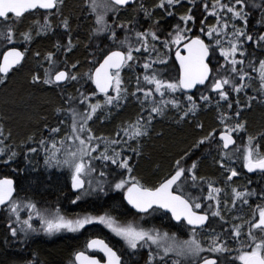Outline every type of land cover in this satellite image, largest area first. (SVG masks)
I'll return each mask as SVG.
<instances>
[{
    "label": "snow or ice",
    "instance_id": "snow-or-ice-1",
    "mask_svg": "<svg viewBox=\"0 0 264 264\" xmlns=\"http://www.w3.org/2000/svg\"><path fill=\"white\" fill-rule=\"evenodd\" d=\"M66 6V0H0V46L6 49L0 58V86L7 87L9 74L24 68L37 37L62 29L66 40L57 39L54 51L32 50L35 67L29 83L58 90L67 107L54 109L58 119L54 126L45 125L47 138L27 136L23 147L28 154L43 151L46 170H67L74 193L70 202L77 208L89 198L119 194L130 209L118 201L102 214L41 207L31 197H21L13 179H0V209L8 214L7 232L17 247L19 264H40L35 253L25 255L33 237L75 234L89 225L108 229L132 259L143 254V264H217L205 253H235L229 258L240 264H264V187L257 190L249 187L251 179L243 185L236 179L244 170L264 177V130L252 132L244 118L254 102L264 105V0H153L150 4L83 0L81 10L93 18L91 35L110 41L104 48L94 45L86 71L79 60L69 63L68 54L80 42L71 35ZM129 11L132 18L122 19L121 12ZM141 13L149 21L147 26L140 23ZM253 15L257 19L250 29ZM168 17H176L177 22L164 28L161 21ZM25 21L27 25L21 27ZM173 56V64L178 62L175 78L165 75ZM136 67L143 72L135 75L130 89L122 73ZM252 73L257 74L258 84L253 83L257 77ZM82 81L95 87L82 90ZM74 82L80 87L75 94L65 95ZM131 102L137 105L133 117L122 120L110 133L96 130L98 124L107 127L105 122ZM208 109L215 111L217 125L205 130L197 117ZM169 113L177 124L190 123L200 135L162 178L143 180L133 174L136 162L154 120ZM12 139V131L0 123V164L12 165L19 154L21 145ZM201 146H205L202 151H215L222 181L201 175L198 159L189 161ZM245 206L251 209L247 219ZM24 209L26 218L21 217ZM112 211L120 215L113 216ZM157 217L160 226L152 223ZM171 228L184 231L187 238ZM230 240L235 247H229ZM86 248L103 253L105 264H131L104 239H89ZM71 264H101V260L79 251Z\"/></svg>",
    "mask_w": 264,
    "mask_h": 264
},
{
    "label": "trees",
    "instance_id": "trees-1",
    "mask_svg": "<svg viewBox=\"0 0 264 264\" xmlns=\"http://www.w3.org/2000/svg\"><path fill=\"white\" fill-rule=\"evenodd\" d=\"M153 0H146L147 3ZM83 0H66V8L64 9L65 15L71 18V35L73 40H79V45L74 49L73 53L68 54L69 63L74 60L81 62V70L86 71L91 65L87 64V59L90 57L88 53L93 50L94 45L99 44L101 48L106 45H110V41L107 40L106 36L93 37L91 31L93 28V18L88 15L87 10L82 9ZM183 12L184 9H180ZM130 12V11H129ZM179 14V13H178ZM112 17L109 16V22ZM141 25L147 26L149 21L143 19V14H140ZM257 17L253 15L249 20V28L251 29L256 22ZM177 22L176 17H168L162 20L161 23L164 28H169ZM22 25L21 27L26 26ZM121 35L122 32L118 33ZM59 39L62 43L65 42L66 36L62 29H57L56 33L50 34L45 37L36 38L32 45L31 50L26 57L27 63L21 71H15L9 74V81L7 87L0 86V123L6 125L12 131L14 144H20L21 147L18 149V156L16 157L12 165L0 164V178L9 177L15 180L18 194L27 195L33 200L38 201V206H57L62 210L72 213L73 211H89L93 214L103 213L105 209H109L114 201H118L123 204L127 209V205L124 201L120 200L119 194L109 195L102 199L89 198L83 202L79 208L71 204V199L74 197V193L71 190L70 183L61 176H68L67 170L58 171L54 168L50 172L44 171L42 168V158L40 157L43 151L36 154H28L26 149L23 147V141L27 136L35 135L39 138L44 135L47 138V133L44 131L45 125L54 126L57 123V115L54 109L58 106H65V96L58 94V90L48 88L47 86L39 85L34 86L29 83L31 70L35 67L33 59H31L32 50H39L42 53L46 50H53V45L56 40ZM85 44L88 47H85ZM52 46V48H51ZM8 47H12L9 45ZM20 47H23L21 45ZM6 49L0 46V58ZM59 56V54H57ZM99 56L100 53L97 52ZM259 56L260 53H257ZM63 59V56H60ZM173 60H169V64L172 67L169 73L165 75H171L173 78L177 75L176 64H173ZM251 71V70H249ZM143 69L136 67L134 71L129 72L128 69L124 70L125 80L128 82L130 89L135 86V75L142 73ZM254 77H257L256 73H252ZM258 77L253 80L254 84H258ZM83 84L82 90L93 89L92 83L87 82ZM80 87V84L68 85L65 90V95L75 94V88ZM250 94L252 90L249 89ZM132 101V98H129ZM128 109L131 112L127 113L125 110ZM137 105L135 102L129 103V105L122 109L119 113H116L111 121H106L103 125H96V130L103 133H110L113 128L119 124L122 120L133 117L132 114L136 113ZM205 125V130L212 127H216V113L213 109H208L198 113L197 117ZM244 118L248 121V126L251 131L258 132L264 130V107H260V104L254 105L250 110H247L244 114ZM176 117L172 115L166 116L164 119L157 118L153 122V128L149 139H146L143 145V155H141L136 162L135 173L143 180L155 182L157 179L162 178L167 174L172 167L173 161L183 153L184 150L188 149L194 139L200 135L199 130L195 129L192 124L182 122L177 124L175 121ZM239 143V141H238ZM205 146H201V149H197L190 156L192 159L199 160L198 171L201 175L208 177L217 178L222 181L219 168L215 165L213 157L216 153L214 150L211 152L202 151ZM31 160V164L28 163V159ZM35 162V163H34ZM41 165V166H40ZM38 169L34 173L33 169ZM17 171H13V169ZM42 168V170H41ZM217 168V169H216ZM56 169V173L54 170ZM217 170V171H215ZM44 172V173H43ZM242 185L247 179H251L253 183L249 185L250 188L259 190L264 187V177H249L242 174L241 177L236 178ZM35 181V183H32ZM21 187L28 189V191H20ZM195 192V190H193ZM244 218L247 219L251 215V209L247 206L243 209ZM132 212V211H131ZM113 216H119V211H112ZM127 219L131 221L132 215L129 214ZM157 226H160V218H154ZM8 214L1 209L0 210V264H19L16 251L17 247L11 241V237L7 232ZM150 227L151 224H145ZM164 227L167 228L168 224L165 221ZM170 231L177 232L182 238H186V233L177 228H171ZM217 231H221L217 228ZM94 237H101L105 240L114 241L109 231L103 226L89 225L86 226L79 233H62L54 237H47L39 235L34 237L28 247L25 249V255L35 253L40 264H71L75 253L85 250L86 242ZM8 239L9 244L5 245L4 240ZM203 239H207L203 237ZM232 241H229V244ZM122 245V244H121ZM233 245V244H232ZM123 246V245H122ZM234 246V245H233ZM124 247V246H123ZM116 248V247H115ZM117 250V249H116ZM217 254L218 264H240L238 260L233 261L229 257L235 255V253ZM131 262H134L131 260ZM137 264H143V255Z\"/></svg>",
    "mask_w": 264,
    "mask_h": 264
},
{
    "label": "rangeland",
    "instance_id": "rangeland-1",
    "mask_svg": "<svg viewBox=\"0 0 264 264\" xmlns=\"http://www.w3.org/2000/svg\"><path fill=\"white\" fill-rule=\"evenodd\" d=\"M153 1H150L149 2V4L150 3H152ZM157 12H159V10H157ZM121 18L122 19H131L132 18V14H131V12H128V13H125V12H121ZM209 19H211V18H209ZM28 23V21H26V24ZM38 38V37H37ZM51 48H52V46H51ZM99 98V97H98ZM125 112H127V113H130L131 111L130 110H128V109H126L125 110ZM135 114L133 113L132 114V116H134ZM168 115H170V118L172 117V115H174L173 113H169ZM167 115V116H168ZM129 118H130V116H129ZM41 158H42V162H41V164H42V168H43V170L44 171H48V169L46 170L45 169V167H44V164H43V159H44V153H42V155L40 156ZM35 163V162H34ZM41 166V165H40ZM236 167H237V165H236ZM42 168H41V170H42ZM36 169H39V168H37L36 167ZM52 169H54V168H51V169H49L50 170V172L52 171ZM38 171V170H37ZM58 171H60V170H58ZM36 171H34V173H35ZM54 172L56 173V169L54 170ZM44 173V172H43ZM57 174V173H56ZM61 179L63 180L64 179V181H68L69 183H70V176L68 175V176H61ZM21 197H24L23 195H20ZM246 207V206H245ZM244 207V208H245ZM243 212H244V210H242ZM26 212H27V210L26 209H24V210H21V217L22 218H26ZM155 219H153V221L152 222H155L154 221ZM38 226V225H37ZM108 230V229H107ZM109 231V230H108ZM110 232V231H109ZM113 235V234H112ZM36 237V236H35ZM34 238V237H33ZM49 238H51V237H49ZM116 238V237H115ZM187 238V237H186ZM116 239H118L119 240V238H116ZM120 241V240H119ZM114 242V241H113ZM115 243V242H114ZM116 245H117V247L119 248V250H120V252H122L123 253V255L125 256V257H127L128 259H130V260H132V261H134V262H131V264H137V262L140 260V258L142 257V255L143 254H141L138 258H136V259H132L130 256H128V252H127V250L123 247V246H121V245H118L117 243H115ZM229 247H235V245L233 246L232 245V243H230L229 244ZM229 253H226L225 254V256L226 255H228ZM205 255H210L209 253H205Z\"/></svg>",
    "mask_w": 264,
    "mask_h": 264
},
{
    "label": "flooded vegetation",
    "instance_id": "flooded-vegetation-1",
    "mask_svg": "<svg viewBox=\"0 0 264 264\" xmlns=\"http://www.w3.org/2000/svg\"><path fill=\"white\" fill-rule=\"evenodd\" d=\"M254 105H257L255 102L253 103V106ZM260 107H262V105H260ZM263 107H264V105H263ZM252 132H254V131H252ZM192 160V158L191 157H189V161H191ZM237 168H238V170H239V168H240V162L238 161L237 162ZM135 169L136 168H134V175H138V173H135ZM244 172H245V174H246V171L244 170ZM247 175V174H246ZM247 176H249V177H258L259 175L256 173V174H254V175H247ZM107 241V243H109V245L110 246H112V247H116V249L117 250H119V248L117 247V245L113 242V241H111V240H106ZM118 253L120 254L121 252L120 251H118ZM92 256H97L102 262L104 261V258L102 257V256H100V255H92Z\"/></svg>",
    "mask_w": 264,
    "mask_h": 264
},
{
    "label": "water",
    "instance_id": "water-1",
    "mask_svg": "<svg viewBox=\"0 0 264 264\" xmlns=\"http://www.w3.org/2000/svg\"><path fill=\"white\" fill-rule=\"evenodd\" d=\"M183 54V53H182ZM176 63V66H177V68H178V62H175ZM98 66V65H97ZM94 87H95V85H94ZM193 91H195V90H193ZM246 171V170H245ZM248 174V173H247ZM254 174H256V173H251V174H248V175H254ZM2 179H4V178H2ZM73 192V191H72ZM126 202V201H125ZM127 204V203H126ZM130 207V206H129ZM134 211V210H133ZM170 215V214H169ZM207 226V225H206ZM90 252H96V253H99V254H101L102 256H103V253H100V252H98V251H91V250H89ZM88 255V254H87ZM104 257V256H103ZM215 259V258H214ZM105 260H106V258H105ZM101 264H105V262L104 263H101Z\"/></svg>",
    "mask_w": 264,
    "mask_h": 264
},
{
    "label": "bare ground",
    "instance_id": "bare-ground-1",
    "mask_svg": "<svg viewBox=\"0 0 264 264\" xmlns=\"http://www.w3.org/2000/svg\"><path fill=\"white\" fill-rule=\"evenodd\" d=\"M1 58H2V56H1ZM173 121H175V120H173ZM217 169V168H216ZM215 171H217V170H215ZM4 178H8V179H12V178H9V177H4ZM1 179V178H0ZM14 180V179H13ZM15 181V180H14Z\"/></svg>",
    "mask_w": 264,
    "mask_h": 264
}]
</instances>
